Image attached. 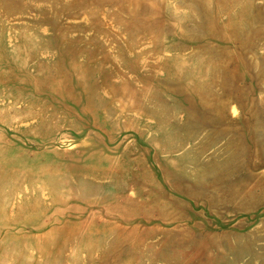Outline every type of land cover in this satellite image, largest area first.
Returning a JSON list of instances; mask_svg holds the SVG:
<instances>
[{"label": "rangeland", "instance_id": "rangeland-1", "mask_svg": "<svg viewBox=\"0 0 264 264\" xmlns=\"http://www.w3.org/2000/svg\"><path fill=\"white\" fill-rule=\"evenodd\" d=\"M0 264H264V0H0Z\"/></svg>", "mask_w": 264, "mask_h": 264}, {"label": "bare ground", "instance_id": "bare-ground-1", "mask_svg": "<svg viewBox=\"0 0 264 264\" xmlns=\"http://www.w3.org/2000/svg\"><path fill=\"white\" fill-rule=\"evenodd\" d=\"M213 2V1H212ZM195 3V2H194ZM236 3V2H235ZM247 4V3H246ZM252 4V3H251ZM242 5L243 4H241V7H242ZM249 6V5H248ZM231 7V6H230ZM207 14V13H206ZM233 18V17H232ZM164 24V23H163ZM179 29H181V28H179ZM237 29V28H236ZM239 29V28H238ZM240 30V29H239ZM159 32H160V30H159ZM164 35V34H163ZM248 35V34H247ZM254 35V34H253ZM159 36V35H158ZM158 38V37H157ZM217 47H218V45H216ZM244 48V47H243ZM228 62H230V61H228ZM231 63H233V62H230L229 64H231ZM228 64V65H229ZM230 70L232 71L233 70V68H230ZM178 80V79H177ZM212 80V79H211ZM243 90H244V88H243ZM247 90V89H246ZM190 91L194 94L195 93V89L194 88H191L190 89ZM242 94V93H241ZM243 94H244V92H243ZM223 107H224V103H221V104H219V109L220 110H222L223 109ZM173 126V125H172ZM194 126V125H193ZM178 137H180V136H178ZM246 189V188H245ZM245 189H244V192H245ZM247 190V189H246ZM248 191V190H247ZM249 192V191H248ZM114 199H118V196H114ZM130 202H132V204H134V201L132 200H130ZM95 217H92V219H88V220H85L84 221V223H81V224H78L79 226H81V225H85V226H88L89 227V229H92V227H93V229H95L94 228V225L96 224L95 222L96 221H99V219L98 218H96V219H94ZM102 223V227H106V226H110V224H105L104 222H101ZM97 229V228H96ZM95 229V230H96ZM92 231V230H91ZM94 232V231H93ZM87 236H89V235H87ZM129 235H124L123 236V238H126V237H128Z\"/></svg>", "mask_w": 264, "mask_h": 264}]
</instances>
